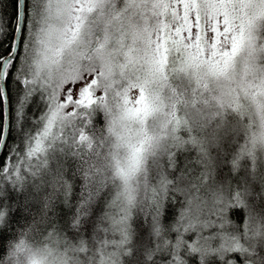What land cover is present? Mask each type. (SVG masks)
I'll list each match as a JSON object with an SVG mask.
<instances>
[{
  "label": "snow or ice",
  "instance_id": "1",
  "mask_svg": "<svg viewBox=\"0 0 264 264\" xmlns=\"http://www.w3.org/2000/svg\"><path fill=\"white\" fill-rule=\"evenodd\" d=\"M258 146L264 0H0V264H264Z\"/></svg>",
  "mask_w": 264,
  "mask_h": 264
},
{
  "label": "trees",
  "instance_id": "2",
  "mask_svg": "<svg viewBox=\"0 0 264 264\" xmlns=\"http://www.w3.org/2000/svg\"><path fill=\"white\" fill-rule=\"evenodd\" d=\"M175 87L177 88H184L186 87V82L184 81H180L178 82ZM179 160L182 164L184 163H191V164H195V160H196V154L193 152H189L187 154H181L179 156ZM3 160L0 159V163H2ZM192 170H195V168H193ZM213 174H214V179L217 180V182H222L223 180L227 179L228 181H230L232 183L233 188L235 189H239L241 187H245L249 185V181H251L252 183H256L257 185H259V182L261 179H264V172H261L260 170L257 171V174L255 176L249 177L248 176H244V175H237V174H233L230 172V170L227 168V166L220 164V165H216L213 168ZM32 208L33 212L37 211V208L39 207L38 205H32L30 206ZM256 207L258 210L260 211H264V205L260 204V202L258 201L256 203ZM175 208L176 206L173 205L172 207H170L169 209V214L170 216L174 215L175 213ZM241 216H243V212L241 211ZM14 217L16 220L19 221V223L15 224L14 227L16 229V231H20L22 230V226H24L27 222H29L31 220V217H27V220L24 219V214L22 211H18L16 213H14ZM232 218L234 220L239 221L240 216L238 214H233ZM242 222V220L240 221Z\"/></svg>",
  "mask_w": 264,
  "mask_h": 264
},
{
  "label": "clouds",
  "instance_id": "3",
  "mask_svg": "<svg viewBox=\"0 0 264 264\" xmlns=\"http://www.w3.org/2000/svg\"><path fill=\"white\" fill-rule=\"evenodd\" d=\"M187 79H188L187 76L177 75L174 80L170 81V83H171L172 87H175V85L178 82H180V81L186 82V85H187ZM192 87H195L194 82L191 85H188V86H186V87H184L182 89L177 88V87H175V88H176L178 93H180L181 95L184 96V98L190 99L191 98V88ZM167 91L168 90L166 89V92ZM205 95H207V93H205ZM179 107H180V115L183 116L184 115L183 105H180ZM198 107H202V106L198 105ZM189 112H191L192 115H195V110L194 109H189ZM190 120H191V117H190ZM257 157H258V161L264 160V148H261L259 146L257 147ZM247 176L249 177V180H250V177H251V169H250V167H249V171L247 173ZM16 242H17L16 240H9L8 244H15ZM10 250L11 249H8L7 245H6V255H7V251H10ZM22 264H23V262H22Z\"/></svg>",
  "mask_w": 264,
  "mask_h": 264
}]
</instances>
